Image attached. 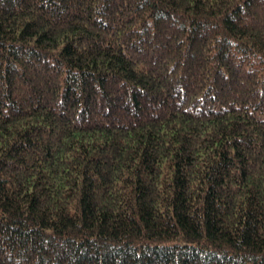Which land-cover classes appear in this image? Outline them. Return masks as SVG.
Returning <instances> with one entry per match:
<instances>
[{"label": "trees", "instance_id": "obj_1", "mask_svg": "<svg viewBox=\"0 0 264 264\" xmlns=\"http://www.w3.org/2000/svg\"><path fill=\"white\" fill-rule=\"evenodd\" d=\"M0 264H264V0H0Z\"/></svg>", "mask_w": 264, "mask_h": 264}]
</instances>
